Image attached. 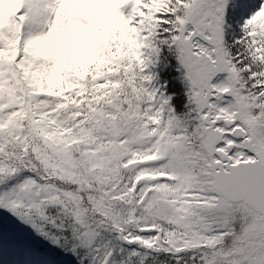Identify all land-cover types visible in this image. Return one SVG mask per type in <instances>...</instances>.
<instances>
[{
  "label": "snow or ice",
  "instance_id": "6c2138e0",
  "mask_svg": "<svg viewBox=\"0 0 264 264\" xmlns=\"http://www.w3.org/2000/svg\"><path fill=\"white\" fill-rule=\"evenodd\" d=\"M0 264H264V0H0Z\"/></svg>",
  "mask_w": 264,
  "mask_h": 264
}]
</instances>
